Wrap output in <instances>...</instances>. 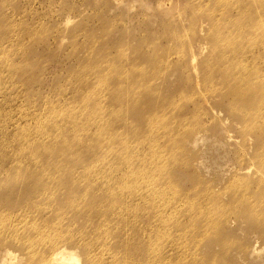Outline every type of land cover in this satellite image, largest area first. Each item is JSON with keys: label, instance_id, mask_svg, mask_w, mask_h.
Here are the masks:
<instances>
[{"label": "rangeland", "instance_id": "rangeland-1", "mask_svg": "<svg viewBox=\"0 0 264 264\" xmlns=\"http://www.w3.org/2000/svg\"><path fill=\"white\" fill-rule=\"evenodd\" d=\"M233 65L264 79V0H0V264H264V130L225 109Z\"/></svg>", "mask_w": 264, "mask_h": 264}, {"label": "bare ground", "instance_id": "bare-ground-1", "mask_svg": "<svg viewBox=\"0 0 264 264\" xmlns=\"http://www.w3.org/2000/svg\"><path fill=\"white\" fill-rule=\"evenodd\" d=\"M244 49H246V48H244ZM246 50H248V47H247ZM243 67L240 65V71H233V68H234V65H233L226 72H224V74H225V76L227 78V79H225V81L227 83L226 84L227 88H226L225 93H223L222 97H230L232 99V105L230 104L231 105L230 107L227 105V107L225 109H226L227 112H229L230 114L234 115V117L236 119L241 121L243 126L247 125L246 129L248 131H250L251 128H252L251 131H253V130L256 131V129L264 130V122L260 121L261 118H264V79L262 78V76L259 74V72L257 70L254 69V71H252V72H249V71L246 72L245 68L247 67V65H244ZM230 77H232V79H229ZM249 119H252L251 123L249 122ZM255 119H259V121H260V125L257 128L253 127V125H255V123H256ZM246 122H248V124ZM254 138H255V140H257L255 135H254ZM263 152L264 151H263L262 148H259L258 153H257V151L255 152L254 160L256 162V166H255L256 167V170H255L256 173H258V171H263V168H264V165H263L264 159H262ZM40 160H41V158H38V159L34 160V162L38 164V162ZM55 165H53V166H55ZM56 167H57V165H56ZM230 188H235V193L234 192H230L229 193V201L227 203H225V206L230 205V204L231 205L235 204L234 202H236V200L243 201V202L245 201V203H247L246 199H248V198H247L246 192L248 190V184L244 183L243 181L234 180L231 183ZM206 189L207 188H205L203 190L204 191L203 193H207ZM35 190H36V188L33 189V191H35ZM205 190H206V192H205ZM207 197H208V199L210 201L213 202V201H215V199L218 198V195H216V194L215 195L214 194H208ZM86 218H88V221L91 220V217L89 215ZM205 222H206V224L212 225L214 227H220L222 225L221 223H212L207 218H205ZM106 224H108V223H106ZM31 226H32V224H31ZM34 226H35V223H34ZM34 229H36V228H34ZM81 229H82V227H81ZM106 229H107V225L104 226V224H103L102 225V230H99L98 227H97L96 231L97 232H102L105 235V233L103 231H106ZM137 229H138V227H137ZM145 229H146V227H145ZM40 230H42V231H38L37 232V234H38L37 237L35 236L36 234H34V235L32 234L33 237H31V239L29 241H26L27 243L25 242V245L29 246L28 252H32L33 253V250L35 248H31V247L34 245V243L42 242L45 239L43 237L44 236L46 237L47 230H45V232H44L43 231V227ZM51 230H53V233L50 236H48V238H50L49 239L50 241H53L58 236H61L60 233H55L56 229H51ZM143 230H144V228H143ZM79 232L80 233H77V234H80L82 236L83 235V231L80 230ZM35 233H36V231H35ZM66 236L70 240H72L73 237H74L73 234H70V235L69 234H65L64 237H66ZM98 236H99V234H98ZM98 236L96 237V239L98 238ZM26 238H27V236H26ZM79 238H80V236L78 235V239ZM156 239H157V235L155 236L154 241L152 240V237H147L146 240H145V243H146L147 246H149V243H151V245H154L153 242H156ZM94 242H95V240H94ZM91 243H93V242H91ZM91 243H89V241H88V243L85 242L83 244V246H82L84 248V252L86 254H89V255H90V252L88 251V249H89V247L92 246ZM104 243L106 244L105 241H104ZM88 244H90V246H88ZM101 245L102 246H100V245H98V246H100L102 248L103 247V243ZM105 248H108V246H105ZM150 248H151V246H150ZM150 248H148L146 251L145 250H140V251L138 250V251H136L135 254H133L131 252L129 254H133V255L130 258H133V256L134 257L138 256L139 260H140V262L142 264H184L183 258H181L179 256L174 255V262L171 263V262L168 261V259L165 256H163V255H165L163 252L159 253V251L158 252L155 251V250L152 251V249L154 247H152L151 251H150ZM118 252H117V254H118ZM109 253H110V251H109ZM91 254H92V252H91ZM93 254H95L94 251H93ZM129 254H128V251H127L126 254H124V255L126 257ZM30 255L32 256L31 253H30ZM92 256H94V255H92ZM33 257H34V255H33ZM122 257H124V256H122ZM125 257H124V259H125ZM50 259H51V262L49 261V263H44V261H43L41 264H55L54 261H56V260H58L60 262V264H71L73 261L78 260V258L73 253L68 252L67 254H64L60 250L54 252ZM97 259H98V255H97L96 259H95V257H91V259L89 260V264H100V260L99 259L97 260ZM100 259H103V258H100ZM126 259H127V257H126ZM106 260H108V259H106ZM106 260H104V261H106ZM112 261H110L111 264H113ZM114 261H115V263L117 262V260H114ZM107 263L109 264L108 261H107Z\"/></svg>", "mask_w": 264, "mask_h": 264}]
</instances>
